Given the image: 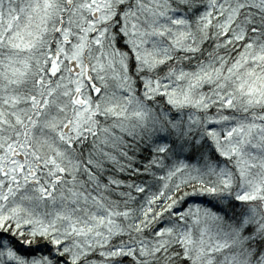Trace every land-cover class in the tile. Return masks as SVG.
I'll return each instance as SVG.
<instances>
[{"label": "snow or ice", "instance_id": "6c2138e0", "mask_svg": "<svg viewBox=\"0 0 264 264\" xmlns=\"http://www.w3.org/2000/svg\"><path fill=\"white\" fill-rule=\"evenodd\" d=\"M0 264H264V0H0Z\"/></svg>", "mask_w": 264, "mask_h": 264}]
</instances>
